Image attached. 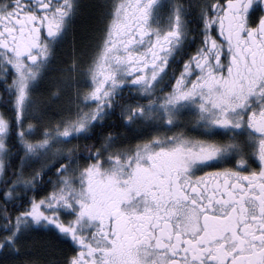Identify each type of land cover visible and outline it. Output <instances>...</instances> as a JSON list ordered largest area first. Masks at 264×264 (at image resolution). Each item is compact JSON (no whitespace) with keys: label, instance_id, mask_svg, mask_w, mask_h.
Returning <instances> with one entry per match:
<instances>
[{"label":"snow or ice","instance_id":"snow-or-ice-1","mask_svg":"<svg viewBox=\"0 0 264 264\" xmlns=\"http://www.w3.org/2000/svg\"><path fill=\"white\" fill-rule=\"evenodd\" d=\"M81 8L0 0V264H264V0H104L28 113Z\"/></svg>","mask_w":264,"mask_h":264},{"label":"trees","instance_id":"trees-1","mask_svg":"<svg viewBox=\"0 0 264 264\" xmlns=\"http://www.w3.org/2000/svg\"><path fill=\"white\" fill-rule=\"evenodd\" d=\"M104 0H80L82 5L81 14L77 17L75 27L72 29L67 40L58 47V52L55 61L49 66L48 72L52 79H47L43 83L38 82L32 88L33 97L40 102L43 107L49 101L48 89L50 87L59 86L61 94V106L69 108L72 99V86L75 83L82 84L83 74L76 73L75 80L73 73L68 70L63 71L65 65L72 59L73 56V31L75 32V55L81 62L87 61L93 55L95 40L91 33H98L101 27L99 17L102 15V10L99 5ZM67 77V82L60 79V76Z\"/></svg>","mask_w":264,"mask_h":264},{"label":"flooded vegetation","instance_id":"flooded-vegetation-1","mask_svg":"<svg viewBox=\"0 0 264 264\" xmlns=\"http://www.w3.org/2000/svg\"><path fill=\"white\" fill-rule=\"evenodd\" d=\"M180 3L184 4L185 7L187 8L188 4L192 2V0H179ZM186 19L189 21V24L190 26L191 25H195L196 21L193 19V14L192 13H189L187 16H186ZM76 23V21H75ZM167 24V20L166 18L164 17H161V20H160V26L161 27H164L165 25ZM72 29L70 28L68 32L65 33L64 37L61 39L60 41V44L58 47H60L68 38V36L70 35ZM84 81H85V78H83V82L81 85L84 84Z\"/></svg>","mask_w":264,"mask_h":264},{"label":"rangeland","instance_id":"rangeland-1","mask_svg":"<svg viewBox=\"0 0 264 264\" xmlns=\"http://www.w3.org/2000/svg\"><path fill=\"white\" fill-rule=\"evenodd\" d=\"M36 84H38V82L36 83ZM36 84H34L31 88H30V90H29V92H30V95H29V99L26 101V103H25V110L28 112V113H31L35 108H37L38 106L39 107H42L41 106V104H40V102L39 101H37V99L36 98H34L33 97V92H32V88L33 87H35V85ZM72 102H73V100L71 99V104H72ZM71 104H70V106H71ZM70 108V107H69Z\"/></svg>","mask_w":264,"mask_h":264}]
</instances>
